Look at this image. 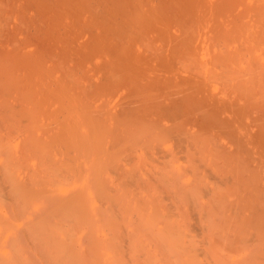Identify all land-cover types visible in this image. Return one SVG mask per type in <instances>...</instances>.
Listing matches in <instances>:
<instances>
[{
  "label": "bare ground",
  "instance_id": "bare-ground-1",
  "mask_svg": "<svg viewBox=\"0 0 264 264\" xmlns=\"http://www.w3.org/2000/svg\"><path fill=\"white\" fill-rule=\"evenodd\" d=\"M0 264H264V0H0Z\"/></svg>",
  "mask_w": 264,
  "mask_h": 264
},
{
  "label": "rangeland",
  "instance_id": "rangeland-1",
  "mask_svg": "<svg viewBox=\"0 0 264 264\" xmlns=\"http://www.w3.org/2000/svg\"><path fill=\"white\" fill-rule=\"evenodd\" d=\"M35 201H37V200H34V202H35ZM16 218H17V217H16ZM16 218H14V219H15V222L17 221V220H16ZM19 218H20V217H19ZM11 219H12L11 221H12V222H14V221H13V217H12V216H11ZM17 219H18V218H17ZM18 220H20V221H21V219H18ZM20 221H19V222L17 221V222H18V223H20ZM15 222H14V224H15ZM17 222H16V223H17Z\"/></svg>",
  "mask_w": 264,
  "mask_h": 264
}]
</instances>
